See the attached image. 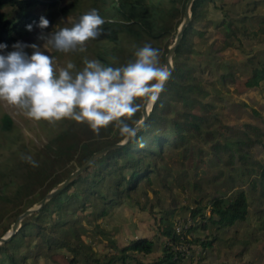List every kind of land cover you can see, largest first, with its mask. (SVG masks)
Masks as SVG:
<instances>
[{
  "label": "trees",
  "instance_id": "trees-1",
  "mask_svg": "<svg viewBox=\"0 0 264 264\" xmlns=\"http://www.w3.org/2000/svg\"><path fill=\"white\" fill-rule=\"evenodd\" d=\"M84 1L73 0L68 6H62L61 0H0V43L12 48V44L34 32L27 31L26 25L38 23L41 16L52 22L59 12L73 11ZM92 1L95 6L97 4L99 14L105 20L102 25L103 35L87 42L86 52L72 53L71 62L76 65V70H82L84 57L98 59L113 67L125 65L133 59L134 51L146 43L160 50L165 64L169 48L184 21L188 0H167L166 3L159 0ZM215 2L216 0L193 1L191 21L173 55L172 74L136 139L99 157L40 210L26 217L13 239L0 246V264H26L29 253L19 254V241L25 238L34 240V237H39L49 248L53 244L67 248L70 252L69 264H79L80 256H84L89 264H181L187 258L192 257L193 260L197 253L200 260L203 254L211 252L219 231L229 230L237 222L247 219L249 195L245 190H240L229 198L216 195L208 205L191 209L192 219L186 220L180 231L175 226L176 222L165 216L161 217L160 226L154 235L158 240L144 236L132 240L122 248L115 243V248L111 247V252L106 253L107 258L104 253L92 261L81 245L76 246L70 238L55 235L58 210L72 204L86 206L89 197L98 192V185L103 177L115 174L114 188L119 195H127L129 191L139 187L143 178L150 181L148 175L157 171L158 167L156 160L148 161L147 158H155L158 154L162 156L165 145L170 146V151L177 150L185 157L192 151L191 141L194 142L203 133L206 118L192 109L194 104L200 102L205 90L196 74L198 60L192 64L189 59L191 36L194 32L200 36L205 34V30L197 29V26L206 20L205 6ZM8 6L14 10L13 16L5 12ZM39 6L46 7L48 11L39 15L34 12ZM222 6L223 16L216 22V27L224 33V43L230 45L229 39L237 36L240 31L248 37L245 22L254 16L247 15V9L238 13L237 16H241L238 19L226 10V3ZM198 53L202 55L204 51L199 50ZM252 63V77L246 84L257 86L264 81V59L254 60ZM172 101L182 103L183 110H178V115L169 119L167 105ZM134 119L141 120L142 112L137 113ZM44 122L49 128L48 141L44 146L33 149L25 141H20L7 157L0 160V222L4 220L0 236L10 229L19 214L61 184L95 152L123 141L113 126L102 129L100 135L96 136L87 125L73 120L64 119L54 123L43 120ZM13 126L11 117L4 114L0 120V140L5 141L4 147L8 148L16 142L11 135ZM244 133L232 141L228 137H224V141H216L212 145L213 152L223 150L232 164L235 160L236 163L239 161L250 172H254L264 195V160H251V154L243 146L248 142L252 143V139ZM22 156H31L39 166L33 167ZM197 216L200 221H194ZM198 228L209 233L204 238L189 234ZM190 250L192 255L189 256L187 251L189 253Z\"/></svg>",
  "mask_w": 264,
  "mask_h": 264
},
{
  "label": "rangeland",
  "instance_id": "rangeland-1",
  "mask_svg": "<svg viewBox=\"0 0 264 264\" xmlns=\"http://www.w3.org/2000/svg\"><path fill=\"white\" fill-rule=\"evenodd\" d=\"M72 1L61 0L60 3L68 6ZM223 3H226V10L233 17H241L237 16L238 13L247 9V15L254 16L245 22L249 36L240 31L229 39L231 44L228 46L224 43V33L216 27V22L223 16ZM93 8L99 11L92 0H85L73 11L59 12L50 27L43 30L44 34L55 28L71 27L69 19H77ZM47 11L42 6L34 10L39 15ZM5 12L9 16L14 15L10 6L5 8ZM205 15L204 23L197 26V29H204L205 34L200 36L194 32L191 52L187 51L192 64L197 60L199 62L196 63L199 67L196 74L205 90L200 97L201 103L192 106L193 112L206 118L203 133L194 142L191 141L192 151L185 157L177 150L170 151L167 144L162 156L158 154L155 158H147L148 161L156 160L158 169L148 175L150 181L143 178L136 190L119 195L113 185L116 175H108L100 181L98 192L89 197L86 206L72 204L56 213L55 235L70 238L76 246L81 245L92 261L104 253L107 258L106 253H110L116 244L122 248L144 236L158 240L154 235L163 216L176 222V227L183 226L186 220L192 219L191 209L208 205L216 195L229 198L245 190L250 202L247 219L237 222L229 230L219 231L211 252L203 254V258L199 260L197 253L193 260L190 257L181 264H264L263 188L254 172L239 161L236 163L235 160L232 164L225 151L213 152L212 146L216 141H224V137L232 141L246 132L252 143L248 142L243 147L251 154V160H264V81L257 86L246 84L252 77V61L264 59V0H216L205 6ZM40 34V29H35L29 37L19 41L42 47L43 41L37 39ZM12 50L8 48V51ZM199 50L204 54L200 55ZM25 51L30 55L32 49ZM49 54L59 66H66L73 57L72 53L54 50ZM160 63L166 66V58L164 64L161 55ZM167 106L169 119L175 118L178 110H183L180 102H168ZM4 114H8L14 123L11 135L16 142L7 148L4 147L5 141L0 140V160L7 157L20 141H25L33 149L47 143L49 128L43 120H31L22 111L0 101V120ZM37 203L34 202L27 209L35 207ZM200 220L197 216L194 221ZM3 226L4 220L0 222V233ZM208 233L198 228L189 234L204 238ZM20 253H29L26 264H69L70 260L67 248L56 244L49 248L39 237L19 241ZM187 255H192L191 250L189 253L187 251ZM80 259L79 264H89L84 256H80Z\"/></svg>",
  "mask_w": 264,
  "mask_h": 264
},
{
  "label": "clouds",
  "instance_id": "clouds-1",
  "mask_svg": "<svg viewBox=\"0 0 264 264\" xmlns=\"http://www.w3.org/2000/svg\"><path fill=\"white\" fill-rule=\"evenodd\" d=\"M68 22L71 27L55 28L47 35L43 30L51 22L44 16L26 25L29 32L40 29L37 39L43 41L42 47L17 41L8 51L9 46L0 43V101L31 120L69 119L87 125L96 136L113 126L124 142L135 140L143 122L134 117L155 105L171 75L160 63V50L146 43L118 67L87 57L82 70L72 62L59 66L49 53L86 52L87 42L103 35L105 20L93 8ZM21 158L39 166L31 156Z\"/></svg>",
  "mask_w": 264,
  "mask_h": 264
},
{
  "label": "water",
  "instance_id": "water-1",
  "mask_svg": "<svg viewBox=\"0 0 264 264\" xmlns=\"http://www.w3.org/2000/svg\"><path fill=\"white\" fill-rule=\"evenodd\" d=\"M193 1L194 0H188V3L186 5L184 21L182 22V24H181V26H180V28L178 30V33H177V36H176V39H175L174 43L170 46L169 51H168V53L166 55V66L169 67L171 74H172V71H173L172 57H173L177 47L179 46V44L181 42V39H182V36H183V33H184L186 27L188 26V24L191 21V7H192V4H193ZM166 83H165V85H166ZM151 108L147 112H143L142 111V119L140 121L143 122V126L146 123L147 119L149 118ZM128 142L121 141V142H118L116 144L104 147L103 149L95 152L88 159L87 162H85L82 166L78 167L67 179H65L61 184H59L57 187H55L51 191H49V193H47L40 201H38V203H37V205L35 207L29 208L26 211H24L23 213L19 214L17 219L15 220V222L12 224L11 229L5 235L0 237V246L2 244L7 243V242H9L10 240L13 239V237L16 235V233L21 228L22 221L26 217H28L29 215H31V214L37 212L38 210H40L52 197H54L57 193H59L60 191L65 189L81 173H83L94 161H96L99 157H101L104 154H106L109 150L117 148V147L124 146Z\"/></svg>",
  "mask_w": 264,
  "mask_h": 264
},
{
  "label": "built area",
  "instance_id": "built-area-1",
  "mask_svg": "<svg viewBox=\"0 0 264 264\" xmlns=\"http://www.w3.org/2000/svg\"><path fill=\"white\" fill-rule=\"evenodd\" d=\"M181 229H182V227H181V226H178V227H177V230H178V231H180Z\"/></svg>",
  "mask_w": 264,
  "mask_h": 264
}]
</instances>
